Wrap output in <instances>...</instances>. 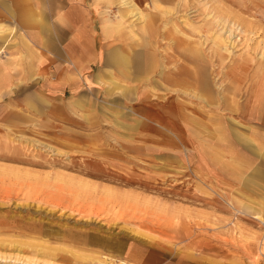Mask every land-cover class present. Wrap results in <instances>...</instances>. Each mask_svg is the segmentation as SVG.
<instances>
[{
    "label": "rangeland",
    "instance_id": "374dc122",
    "mask_svg": "<svg viewBox=\"0 0 264 264\" xmlns=\"http://www.w3.org/2000/svg\"><path fill=\"white\" fill-rule=\"evenodd\" d=\"M94 1L101 24L122 21L103 34L107 51L135 65L149 39L155 68L146 81L116 64L68 63L1 92L0 51V253L31 260L0 264H264V0H133L140 19L122 17L121 0ZM202 71L214 102L191 94ZM109 78L152 99L109 95ZM175 102L204 133L184 126Z\"/></svg>",
    "mask_w": 264,
    "mask_h": 264
},
{
    "label": "crops",
    "instance_id": "0c3cea01",
    "mask_svg": "<svg viewBox=\"0 0 264 264\" xmlns=\"http://www.w3.org/2000/svg\"><path fill=\"white\" fill-rule=\"evenodd\" d=\"M101 23L102 15L94 0H0L1 92L32 85L39 69L45 73L63 71L69 69L65 67L68 63L82 73L96 65L104 69L102 63L110 50L104 46L103 34L110 35V28L119 22ZM97 74L85 77L86 83L95 85ZM58 83L47 80V84ZM70 103L75 104V100ZM30 105L37 110L34 100ZM224 128V136L231 139L225 124ZM243 139L248 140L241 136ZM261 150L256 145L252 152Z\"/></svg>",
    "mask_w": 264,
    "mask_h": 264
},
{
    "label": "bare ground",
    "instance_id": "6f19581e",
    "mask_svg": "<svg viewBox=\"0 0 264 264\" xmlns=\"http://www.w3.org/2000/svg\"><path fill=\"white\" fill-rule=\"evenodd\" d=\"M108 1L114 2L115 0H108ZM121 4L124 7H128L129 8V10L127 12H122V17H125L128 13L132 14L133 16H137L138 15L137 18H139V19L140 18H145L147 16L144 13L141 12V9L134 3L133 0H121ZM147 20H146V22H147ZM121 24H122V21H119L118 25L115 26L116 29L119 30V31H120ZM149 24H150V19H149ZM188 25H190L194 30L199 31V27L198 26H193L191 24H188ZM152 26H153V24H150L147 27L149 28V27H152ZM179 31L180 30L178 28H176V32L179 33ZM143 32L144 33H148V31L146 29H144ZM219 35H221V34H219ZM190 38L191 37H189V39ZM214 38H215V36H214ZM220 39L222 40L223 43H228L229 42L226 38H224L223 35L220 37ZM148 42L150 43L149 39L142 40V38H141V44L140 45H142L144 47V50L142 52L144 54L143 55L144 62H136V63L134 62L135 63V65H134V64H132L133 60L130 57L131 55H128L127 53H125V52H123L122 50H119V49H110L109 53L107 54V57L105 59L104 64L108 65V66L116 64V65H119L121 67V70L123 68L126 69V70L123 69V73H122L123 76L126 79H128L129 77H133V79L134 78L135 79H139V77H140L139 73H141V74H144V80L147 81V80L150 79L149 75L152 74V69L155 68L154 66H155V63L157 61V58H155L154 53L151 52V50L149 49ZM215 42H216V40H215ZM191 43H192V47H190L191 52L194 53V54H200L201 50L199 48V43L196 42L195 40H193ZM150 45H152V44H150ZM228 46H229V44H228ZM220 52H222V51H220ZM128 68H129V70H128ZM132 71H135V72H132ZM101 72L102 71L98 72L99 76H100ZM187 74L190 75L189 71H188ZM185 79H186L185 75H183V77L180 80H178V81L174 80V83H176L178 85H181V83H182L181 80L183 81ZM109 80H110V82L112 84L111 87L107 89L109 95L113 94L114 92L117 91L123 97L130 98V99H136L137 101L141 100L143 103H146V102H148V100L152 99V96L149 93H145V88H141L140 84L134 85V86L132 84H128V85L123 86L118 81V79H116V81H115V80H113V78H109ZM137 82L141 83V80H139ZM195 82H196V85H197V87H196L197 90L195 91V90L191 89L192 96H195V97L203 100L206 103L214 102V96H213V93H212V90H211V84H210V80H209L208 74L205 71L199 72L198 75L196 76ZM96 84L101 87V86H104V84H106V82H104L101 79H98ZM146 91H148V90L146 89ZM173 91L177 92L178 89H174ZM183 91L189 93V88L183 89ZM151 94L155 97L154 101H156V102H160V100L161 101H163V100L166 101L167 100V97H166L165 94L163 96H160V95L157 96L154 93H151ZM175 103H176V108H174L173 110H174V112H176V114L178 116H180L182 118V120L184 122V126L187 129L191 130V131L193 129H195V130H198V132L201 131L202 133H204V129H206L207 126H208L207 123H205L204 121L200 120L199 119L200 117L198 118V116L196 114H194V113L192 114L191 112H188V110H187L188 107L184 104V102H175ZM157 105H158V103H157ZM159 111H160V114H162V110H159ZM163 114H169V111L165 110V111H163ZM157 117H159V116H157ZM208 124H209V122H208ZM216 128H217V131L219 133L224 132V129H225L221 124H218L216 126ZM208 131H209V129H208ZM210 134L211 133L209 132L208 133L209 138H211L213 136V135H210ZM249 139L250 138H248V140ZM214 140H217V138H214ZM219 142L226 143L227 145L230 144L229 139H227L225 136H220V141ZM19 251H21V250H19ZM0 259H1V261H8V260H10V261H21L22 260V262L24 261L26 263H30V261H31L30 257L20 256L18 253L17 254H14V253L13 254L12 253H7V254L0 253ZM38 260L36 259V261H38ZM46 263L49 264L51 262L49 260Z\"/></svg>",
    "mask_w": 264,
    "mask_h": 264
}]
</instances>
